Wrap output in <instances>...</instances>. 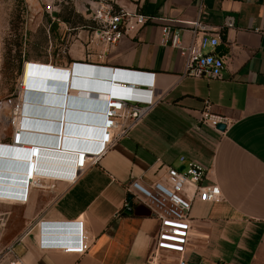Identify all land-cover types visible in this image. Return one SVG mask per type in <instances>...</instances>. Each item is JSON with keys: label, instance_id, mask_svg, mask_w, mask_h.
I'll list each match as a JSON object with an SVG mask.
<instances>
[{"label": "crops", "instance_id": "0c3cea01", "mask_svg": "<svg viewBox=\"0 0 264 264\" xmlns=\"http://www.w3.org/2000/svg\"><path fill=\"white\" fill-rule=\"evenodd\" d=\"M106 1L116 9L155 19L137 24L132 17L123 37L107 47L102 58L97 53L105 47L89 42V31L79 30L70 35L62 55H50L47 59L33 56L28 62L31 68L40 66L53 70L54 76H66L65 81L73 64L104 72L118 71L129 78L132 74L142 76V80L154 81V106L126 136L110 145L95 164L86 166L76 178L69 174L74 149L61 151L66 158L58 164L48 159L39 161L31 176L15 172L25 176L20 180L22 185H10L12 189L9 186L8 191H1L22 190L24 195L28 193V199L13 203L21 210V225L3 238V246L12 244V248L0 256V264H170L175 253L151 260L158 220L142 203L133 202L131 212H126V185L132 179L150 184L167 166L182 167V156L204 165L206 181L216 182L222 193L217 202H192L187 262L264 264V0ZM200 7L202 23L220 36L214 49L203 50L223 58L225 66L220 78L186 74L185 56L177 48L160 42V26L169 24L179 30L183 46L198 50L200 34H192L190 22L196 19ZM229 14L235 16V23L224 28V17ZM61 24L65 28L63 33ZM53 26L56 36L64 37L67 23L61 21ZM75 70L69 84L74 85L79 79L81 67ZM22 91L17 98L20 106L13 140L0 143V157H4L5 150L10 155L15 152L17 163L21 151L31 149L29 146L44 137L58 140L62 124L58 111H52L58 105L49 103L47 98L46 104L44 99L31 100L34 96L29 95L30 89L27 93ZM78 92L67 90L70 95ZM100 92L104 95V91ZM101 94L99 100L104 99ZM204 111L225 117V129L201 124ZM20 116L23 119L19 122ZM68 127L63 131L67 133ZM19 131H23L22 144L15 142L19 141ZM37 133L40 135L35 138ZM67 137L61 136L60 143L64 139V144L75 148L84 144ZM35 155L33 150V161L37 159ZM27 179L33 183L40 179L42 186L26 190ZM77 221L82 222L89 244L83 254L39 248L40 222ZM53 231L46 230V236H65Z\"/></svg>", "mask_w": 264, "mask_h": 264}, {"label": "built area", "instance_id": "2783aa9c", "mask_svg": "<svg viewBox=\"0 0 264 264\" xmlns=\"http://www.w3.org/2000/svg\"><path fill=\"white\" fill-rule=\"evenodd\" d=\"M201 7L198 16L191 21L192 34L198 35V50H193L191 46H183L179 30L172 29L169 24L160 26V42L163 45L169 44L180 50L185 56V73L193 77H204L207 79L220 78L225 63L221 56H216L212 52H203L210 47L214 49L220 36L216 31L207 30L206 26L200 20ZM134 18L137 24H143L155 19L153 16L145 14H131L123 9H116L111 2L100 0L94 10L93 20L95 25L90 28L88 33L89 42L96 43L105 49L97 53L98 58H102L107 51V47L118 42L128 30V24L131 18ZM171 21V20H166ZM235 23L234 15H226L223 20V27H231ZM72 67L88 66L72 65ZM92 68V67H91ZM82 69V68H81ZM74 72V71H73ZM112 74L111 71H108ZM112 85L116 90L104 91V95L109 98L100 100L98 114L100 117L99 136L96 137L94 147L79 149L72 155L73 168L70 176L76 178L88 165L95 164L101 155L110 145L126 136L130 130L144 118L153 108L155 99L152 95L154 81L142 80V76L131 75L126 77V73L114 72ZM73 74V73H72ZM117 74L121 76H117ZM153 75V73H150ZM125 75V76H124ZM138 77V78H137ZM119 81H125L120 83ZM121 90V93H115ZM149 93V94H148ZM16 105V110L19 108ZM97 114V116H98ZM200 123L217 129L219 123H226V118L218 115H212L204 111L200 117ZM17 144H22V133ZM46 134V133H43ZM106 137V138H105ZM31 143V142H30ZM32 144V143H31ZM90 153V154H89ZM182 169L167 166L160 176L146 185L138 179H132L126 185L127 194H132V201L142 203L149 208L158 220L157 234L154 243L152 261L157 256H163L168 253H175L176 258L170 264H191L187 262L185 255L191 237V218L190 209L194 200L202 202H217L222 199V193L216 182H207V168L195 161L185 160L182 156ZM73 174V175H72ZM68 175V172H67ZM23 176H18L13 182L20 185ZM27 179V189L42 186L40 181L33 183ZM10 189V188H8ZM12 189V188H11ZM5 195L14 196L19 202H26L28 193L24 195L22 190L16 193H5ZM125 207L128 209L127 203ZM69 229H72L73 232ZM76 229V231H74ZM46 230L53 232H71L64 237L48 238ZM38 246L40 249H59L65 253L83 254L89 247L87 235L83 233L82 222H40L38 234ZM12 244L3 248L4 254L11 251ZM13 264V262H8ZM196 264H209L201 260Z\"/></svg>", "mask_w": 264, "mask_h": 264}, {"label": "rangeland", "instance_id": "374dc122", "mask_svg": "<svg viewBox=\"0 0 264 264\" xmlns=\"http://www.w3.org/2000/svg\"><path fill=\"white\" fill-rule=\"evenodd\" d=\"M99 1L0 0V143L13 140L17 98L23 88L21 76L24 63L31 61L29 58L33 56L47 59L50 55H62L61 50L70 40V35L79 30L90 31L95 25L94 10ZM61 21L67 23V30L64 37L60 38L56 36L53 24ZM61 25L63 33L65 28ZM27 88L25 93L28 92ZM28 175H32L31 165L26 176ZM53 176L57 175L53 173ZM0 198L13 200L0 201L1 256L4 255L5 247L2 244L3 238L17 231L21 225V210L13 205L17 202L14 196L5 195L0 190ZM7 216L9 218L6 220Z\"/></svg>", "mask_w": 264, "mask_h": 264}, {"label": "water", "instance_id": "95a60500", "mask_svg": "<svg viewBox=\"0 0 264 264\" xmlns=\"http://www.w3.org/2000/svg\"><path fill=\"white\" fill-rule=\"evenodd\" d=\"M53 71V70H51ZM114 72L110 74L108 71H101L99 69L91 68V67H86L82 68L81 71L78 72V77L79 79L76 81V86L80 84V89L79 92L76 95H70L67 93V86L68 83L65 81V79L61 78H56V76H51L49 74L48 76L46 75L45 77L46 80L50 79H56V81H46L47 85L52 86H59L58 91H51V92H46L48 95L46 96L47 100L49 99L52 104L59 105L60 108L65 109L68 105V110L65 111L64 114H66L69 119L67 121H70L71 123V130L74 131L71 135V138L73 139H81L82 137H86L88 134L89 136L93 133V131L97 132L95 128L98 129L97 125H94L98 123V110L100 108V100H99V93L97 90H108L114 91L116 88L112 85L113 82V76ZM116 75V74H115ZM50 76V77H49ZM45 80V79H44ZM58 80L62 83H59ZM71 83V82H70ZM72 85V86H75ZM43 94L45 93L44 91L42 92ZM63 114V112L61 113ZM97 120V121H96ZM96 121V122H95ZM42 119L39 122L40 125H42ZM217 129L219 130H224L225 129V124L224 123H219L217 126ZM39 133L35 134V138H38ZM72 139V140H73ZM48 141L47 144L44 142H36L31 146V149L28 151H21L20 158L21 159H26V162L29 164L30 162V157L33 156L31 151L35 149L37 159L36 163L39 161H51V162H60L63 161L66 156L61 152L63 149H60V143H59V138L58 140H46ZM77 141V140H73ZM61 142V141H60ZM37 149V151H36ZM13 151V150H12ZM14 152V151H13ZM30 154H32L30 156ZM5 157L4 158V167L1 168L2 172L0 173V182L3 184V186H14L15 180L17 178V173H15L16 166H22L23 163L20 164H14L17 162H14L13 160H17L14 155L8 154V151L5 150L4 152ZM11 156V157H9ZM14 162V163H13ZM28 169V166H27ZM180 170L182 167L179 168ZM5 170V173L3 172ZM11 187V186H10ZM126 203L128 206V209L126 212H131L134 204L132 201V194H127L126 196ZM68 234H71V232H65L63 231L62 235L67 236Z\"/></svg>", "mask_w": 264, "mask_h": 264}, {"label": "bare ground", "instance_id": "6f19581e", "mask_svg": "<svg viewBox=\"0 0 264 264\" xmlns=\"http://www.w3.org/2000/svg\"><path fill=\"white\" fill-rule=\"evenodd\" d=\"M33 64V63H32ZM37 64V63H36ZM39 64V63H38ZM72 67V66H71ZM82 68V67H81ZM76 72V70H75V68L74 67H72V69L71 68H69L68 70H67V73H68V81H67V83H68V86H67V90L68 89H78V90H81L80 89V84H78L77 86L75 85V86H72L73 84H69L70 83V81H71V79H72V76H74V74H72V73H74V72ZM49 74H51V76H54L53 75V72L51 71V69H48V68H43V67H40V66H35V67H32L31 68V65H30V62H25L24 63V67H23V72H22V76H21V80H22V85H23V88H22V90L24 91V92H26L25 91V89H26V87H28L27 89H30V93H29V95H33L34 97H30L31 98V100L32 99H35V98H37V99H39V100H42V99H44V103L46 104L47 102H46V96L44 97V95H48V94H46V92H51V91H58L59 90V86H55V85H52V86H49V85H47V82L46 81H49V80H46V78H42V77H45L46 75L48 76ZM62 74H65L64 72L62 73ZM50 77V76H49ZM56 78H61V79H66V76H64V75H62V76H56ZM45 79V80H44ZM50 81H56V79H50ZM49 81V82H50ZM58 82L60 83V81L58 80ZM62 83V82H61ZM23 91H22V93H23ZM45 92L44 94L42 93V92ZM100 97H103L104 99H108L109 98V95H100ZM102 98V99H103ZM43 103V102H42ZM49 105V104H48ZM49 107L51 108L52 106L51 105H49ZM22 106L20 107V110H21V112H22ZM54 109L56 110V111H58V113L57 114H59V117H57L59 120H61L62 121V124H60V128H59V131H58V135H59V138H61V136H63V138L64 137H67V136H65L66 134H68V135H72V133L74 132V131H72L70 128H71V123H70V121H67L68 119H69V117L66 115V114H64L65 113V111H67L68 110V105H67V107H66V110L65 109H62V108H60L59 107V105L58 106H54V108L52 109V111L54 112ZM63 112V114H61ZM60 115H61V117H60ZM52 118V120H55V118L53 119V117H51ZM98 123H96V124H94V125H97V127H98V129H99V124H100V117H99V114H98ZM23 118L20 116L19 117V122L22 120ZM27 120H28V118H27ZM52 120H48L47 122H49V121H52ZM45 121V120H44ZM97 121V120H96ZM95 121V122H96ZM46 122V121H45ZM68 123H70V124H68ZM18 124V123H17ZM62 125V126H61ZM69 126V127H68ZM66 127H68L69 129H67V133L66 132H64L63 130L64 129H66ZM61 129H62V133H61ZM96 129V131L98 130L97 128H95ZM98 132H99V130L97 131V132H95V131H93V133L89 136V134L86 136V137H82L81 139H73V140H80L82 143H84V144H81V146L80 147H71L70 145H66V143L64 144V139H63V141H62V143H60V141H61V139H59V143H60V149H63L62 151H64V150H69V149H74V150H76V151H78L79 149H85V148H91L92 147V144L96 141V137L97 136H99V134H98ZM70 136H68V137H70ZM67 137V138H68ZM46 138L47 137H44V140H42L41 142L43 143H45V144H47V142L48 141H45L46 140ZM51 138V137H50ZM29 148H31V146H29ZM35 150V149H34ZM15 153V152H14ZM12 154V155H14V157L15 158H17L18 159V155H16V154ZM32 154H33V151L31 152ZM77 153V152H76ZM31 154V155H32ZM90 154V153H89ZM30 155V156H31ZM4 157H0V160H1V164H0V168H3L4 167V158H7V157H5V155H3ZM9 157H11V156H9ZM34 158H36V155L34 156ZM21 159V158H20ZM30 162H29V164L26 162V159H24L23 161H22V159L21 160H19L18 161V163H14V162H17L16 160H13L14 162V164H20V163H23V165L22 166H16V170L17 171H23L24 173L26 172V175L28 174V169H29V165H31V169L33 170V168H34V166H35V164H36V161H33L32 159H33V156H31L30 158ZM33 163V165L32 164H30V163ZM27 166H28V169H27ZM20 167H21V169H20ZM1 172H2V170H0ZM0 172V173H1ZM3 172L5 173V170H3ZM6 174V173H5ZM17 176V175H16ZM21 176H23V175H21ZM25 177V176H24ZM0 184H2V183H0ZM20 185H22V184H20ZM19 187V186H18ZM2 189H5L6 190V188H4V187H2V186H0V190H2ZM19 189H20V187H19ZM18 190V189H17ZM6 191H8V190H6Z\"/></svg>", "mask_w": 264, "mask_h": 264}, {"label": "snow or ice", "instance_id": "6c2138e0", "mask_svg": "<svg viewBox=\"0 0 264 264\" xmlns=\"http://www.w3.org/2000/svg\"><path fill=\"white\" fill-rule=\"evenodd\" d=\"M106 138V137H105Z\"/></svg>", "mask_w": 264, "mask_h": 264}]
</instances>
